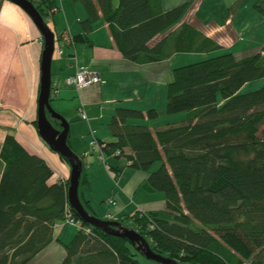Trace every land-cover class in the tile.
I'll return each mask as SVG.
<instances>
[{"label": "trees", "instance_id": "16d2710c", "mask_svg": "<svg viewBox=\"0 0 264 264\" xmlns=\"http://www.w3.org/2000/svg\"><path fill=\"white\" fill-rule=\"evenodd\" d=\"M30 1L44 20L52 14V0ZM74 1L85 8L87 19L79 22L81 32L72 35L73 43H63L67 49L89 46V33L100 19L123 58L137 64L221 48L197 25H179L188 2L166 11L160 10L159 0ZM241 1L228 11H235ZM253 8L264 18V0H256ZM171 77L166 113H185L184 120L151 130L130 122L155 120L158 110L116 107L108 124L112 141L98 140L102 155L149 173L144 187L165 194V209L140 210L117 221L145 237L157 254L180 264H264V85L240 92L251 80L264 77V45L246 57L227 51L175 67ZM0 149L5 163L0 177V264H27L53 239V228L65 221L68 209L74 219L80 218L69 206V179L52 182L54 170L47 161L30 153L12 133ZM84 171L83 166L79 186L86 184ZM114 175L117 180L118 173ZM83 206L92 213L88 201ZM82 227L91 231L78 228L63 246L61 264L140 263L129 240L83 221Z\"/></svg>", "mask_w": 264, "mask_h": 264}, {"label": "crops", "instance_id": "0c3cea01", "mask_svg": "<svg viewBox=\"0 0 264 264\" xmlns=\"http://www.w3.org/2000/svg\"><path fill=\"white\" fill-rule=\"evenodd\" d=\"M52 1L53 7H58L59 10L47 15L50 20L47 25L55 33L54 46L57 51L63 44L61 38L67 32H70L71 36L81 32L79 22L87 18L86 10L80 2ZM185 2L189 5L179 25L183 22L197 25L199 30L219 43L221 49L231 50L237 58L251 50L237 47V51H232L239 44L237 41H241L239 37L241 32L249 25L247 16L250 15L249 17L256 22L259 21L252 15L253 12L247 13L235 23V20L231 19L234 11H229L225 16L224 24H220L215 19L218 14L217 8L221 7V10H224L226 5L235 3L233 0H159L160 10L167 11ZM88 39L91 40L89 46L79 44L70 49L63 47L64 55L59 57V54L55 53L51 66L54 97L51 102L58 113L66 117L70 125L68 146L82 157L84 174L87 176L86 184L79 186L81 203L85 205L88 201L92 213L97 218L96 213L100 211L103 212L104 218L110 214L114 221L120 216L128 217L140 210L150 212L165 209V194L162 191H148L144 187L143 183L149 173L133 170L121 159L111 156L102 158L99 148L93 149L89 141L93 137L102 142L112 141L108 124L116 107L138 109L144 113L149 108L158 110L159 114L155 120L136 119L130 122L147 125L151 130L184 120L185 113L172 115L167 114L165 109L166 86L171 82V71L181 65L178 64L182 61L177 58L180 57L177 56L179 53H174L170 59L160 62L143 64L131 62L123 58L115 48L114 40L109 35V29L103 19L96 23ZM40 40H42L41 32L28 14L15 3L3 0L0 7V147L7 134H14L30 153H36L47 161V165L54 170L52 177L54 182L68 179L71 167L46 145L32 123L38 116L40 56L43 48ZM76 62L79 67L85 66L89 70H95L102 82L83 87L79 91L68 86L64 80L73 73V65ZM105 95L110 97H104ZM82 105L88 118L85 120L79 117L81 121L79 122L73 111L74 108L76 111L79 110ZM101 126L104 128H100ZM4 164L0 157V177ZM115 173L119 175L117 180ZM95 190H97L96 194ZM110 198L115 200V205L108 203ZM70 228L71 226L66 227L61 220L58 221L53 228V239L27 264H61V260L66 255L63 246L77 234Z\"/></svg>", "mask_w": 264, "mask_h": 264}, {"label": "water", "instance_id": "95a60500", "mask_svg": "<svg viewBox=\"0 0 264 264\" xmlns=\"http://www.w3.org/2000/svg\"><path fill=\"white\" fill-rule=\"evenodd\" d=\"M11 3H15L18 8L25 11L31 21L35 24L38 30L41 32V37L44 41V46L42 48V55L40 56V73L39 77L40 88L38 89L39 97L37 99V119L35 124L37 126V133L39 137H42L44 142L48 147H50L54 152L60 157L67 159L71 171L69 174V182L67 185L68 192L67 198L69 199V206L73 209L79 218L91 225L94 228L103 229L107 234H113L116 237H124L129 240L137 248V251L148 258V260H155L159 264H180L178 260L169 258L166 255H159L151 247H149L146 242V238L139 235L135 229L125 227L118 221L109 220L105 221L101 218L89 213V211L84 208L81 203V198L79 197V181L81 180V171H83L82 157L78 156L77 153L72 151L70 146L67 145V140L69 138L68 132L70 125L66 121V117L63 114L55 111V108L50 103L51 98V66L52 58L55 55V33L47 25L48 23L40 15V11L37 10L35 5H33L30 0H7ZM47 113L56 120L61 129L56 128L55 125L50 122Z\"/></svg>", "mask_w": 264, "mask_h": 264}, {"label": "rangeland", "instance_id": "374dc122", "mask_svg": "<svg viewBox=\"0 0 264 264\" xmlns=\"http://www.w3.org/2000/svg\"><path fill=\"white\" fill-rule=\"evenodd\" d=\"M115 1H117V0H115ZM235 1L233 0V2H235ZM255 2H256V0H242L240 2V4L236 5L237 7L234 9L235 11L232 12V15H231V19L235 20V23L239 22V20L242 19L247 13L252 14V12H253L252 15L256 16V18H258V20H259L256 22V21L252 20L251 17H249L250 15L247 16L248 20H249V22H248L249 25L244 28L243 32H241V36H239L241 41H239V40L237 41V42H239V44H237L232 51H234V50L237 51L236 50L237 47H241L242 50L244 48H245L244 50H246L248 48H250L251 50L248 51V53H245L244 56L242 54L240 57H246V56L251 55L253 53L255 54L259 51V49L262 47V45H264V18L260 14H258V12H256V10L253 8V5L255 4ZM227 6L228 5L225 6L224 10L223 9L221 10V7L217 8L218 14L215 16V19H217V21L220 22V24H224L225 16L228 15V13H229ZM45 20L47 22L50 21L47 17ZM227 51H229V50L219 48V49H216V51H214V52H208L206 54L200 53V52H195V53L185 52V53H180L177 55V56H180L177 58H180L182 60L181 61L182 63L179 61L180 59H176V60L179 61L178 64L179 63L181 64L179 66L183 67V66H185V64H189V63L193 64V63H196V61H200V60L203 61L209 57H211V58L216 57L219 54L227 53ZM230 52H231V50H230ZM53 61H54V58H53ZM179 66H177V67H179ZM170 80H172V77ZM263 85H264V77H261L260 79L255 80V81L251 80L249 83H247L246 85H244L240 89V92L241 93H248L251 90H257V89L261 88ZM104 97L109 98L110 96L105 95ZM52 99H54V98H52ZM51 104H52V102H51ZM54 108H55V106H54ZM55 110H56V108H55ZM73 112H74V115L77 116V120L79 121L78 118L79 117L81 118V114L79 113L78 110L76 111L75 108H74ZM79 122H81V121H79ZM104 126H106V124ZM104 126H101L100 128H104ZM160 164H161V162L156 163L154 166L151 167V170H156L160 166ZM68 179H69V177H68ZM68 179L65 178L62 180H68ZM96 192H97V190H95L94 193L96 194ZM101 204H102V202H101ZM96 214H97L98 218H101L105 221H109V220L104 218L103 212L98 211ZM67 226H69V227L71 226L70 229L75 231V232L78 231V227L72 226V224H67L66 227ZM136 259L139 260V262H140L139 264H159L155 260H153V261L148 260V258L144 257L140 253L137 255Z\"/></svg>", "mask_w": 264, "mask_h": 264}, {"label": "built area", "instance_id": "2783aa9c", "mask_svg": "<svg viewBox=\"0 0 264 264\" xmlns=\"http://www.w3.org/2000/svg\"><path fill=\"white\" fill-rule=\"evenodd\" d=\"M58 10H59L58 7H53L51 10V13H56ZM70 34H71L70 32H67V34H65L63 38H61L64 44L73 43L72 36ZM40 41L42 45L44 46V41L43 40H40ZM55 53L59 54L58 55L59 57L64 55L63 44L58 48L57 51H55ZM73 71L74 72L70 74L69 77L66 78L65 82L67 83V85L69 86L71 85L72 87H74L76 91L81 90V88L83 87H88V86H91L92 84H99L102 82L99 77V74L95 70H91V69L89 70L85 66L79 67L77 62L73 65ZM83 107L84 105H82V107L78 111L81 114V117H82L81 119L87 120L88 115L87 113L84 112ZM89 145L93 149L94 148L100 149V146L98 144V140L96 139V137H93L92 139H90ZM99 153L102 156V158H105V156L102 155L100 150H99ZM108 203L115 205V200L113 198H110L108 200ZM71 214L72 212L68 209L65 214V219H64L65 221L63 222L65 225L72 224V226H76L78 228L84 229L87 233L91 231V229L89 228L82 227V221L80 219H74ZM105 218L107 220H114V218L110 214L105 216Z\"/></svg>", "mask_w": 264, "mask_h": 264}]
</instances>
